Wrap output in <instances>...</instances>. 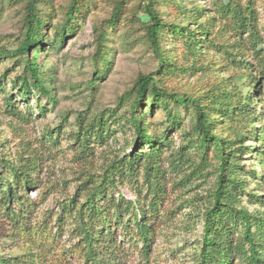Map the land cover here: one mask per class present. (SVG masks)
<instances>
[{"label": "trees", "instance_id": "obj_1", "mask_svg": "<svg viewBox=\"0 0 264 264\" xmlns=\"http://www.w3.org/2000/svg\"><path fill=\"white\" fill-rule=\"evenodd\" d=\"M159 1L139 0L136 7L147 19L145 34L159 68L140 74L133 95L121 96L125 115L112 109L78 115L66 135L63 119L34 138L18 136L12 153L0 140V264H159L179 233L188 237L176 249L188 256L184 264H264V26L256 0H214L210 15L192 12L175 22L162 18ZM90 3L70 0L60 43ZM123 4L115 2L110 26ZM25 12L14 53L27 57L10 79L25 105L0 82V110L14 129L35 122L25 102L32 90L55 102L38 61L48 21L34 0ZM163 34L177 40L174 63L161 49ZM103 39L97 35L94 61L101 58ZM202 48L218 54L228 77H207L200 92L181 91L185 76L208 70ZM6 53L0 49V58ZM108 65L100 71L95 63L93 79L103 77ZM240 73L244 81L233 83ZM178 107L190 111V127L168 152L169 132L182 123ZM159 109L163 121L153 117ZM45 111L40 107L37 114ZM126 130L132 139L116 147V134ZM63 153L80 168L75 178L49 167ZM198 223L200 235L192 239Z\"/></svg>", "mask_w": 264, "mask_h": 264}, {"label": "rangeland", "instance_id": "obj_2", "mask_svg": "<svg viewBox=\"0 0 264 264\" xmlns=\"http://www.w3.org/2000/svg\"><path fill=\"white\" fill-rule=\"evenodd\" d=\"M28 0H0V49H6V56L0 58V79L1 84L8 93H13L18 104L23 107L25 103L17 96L16 90L12 91L10 79L22 72V66L26 55L19 56L14 53L15 48L24 36L23 19L25 5ZM118 0H91L87 10L83 15L78 16L72 26L65 32L63 42L60 43L59 36L65 19V10L70 0H34L37 10L47 19V25L43 30L42 42L44 46L40 48L38 55L39 70L43 72L44 85L50 94L55 97V102L48 101L47 97L31 91V95L25 102L33 108L35 112V122L23 127L12 128L10 120L0 110V140L5 138L8 141L7 149L14 151V142L17 137L27 135L31 138L38 135L40 129L46 127L56 129L62 123L64 135L73 129L74 119L81 115L84 118L92 116L103 110H115L116 116H123L127 110V104H120L123 94L133 95L134 86L140 74L157 72L159 62L156 60L146 38L143 22L147 19L140 12H137L139 0H123V12L120 14L114 26L107 22L113 10L115 2ZM214 0H160L156 7L165 21H181L183 17L191 15L192 12H200L203 16L210 15L213 11ZM264 0H256L259 11V25L264 26V8L259 7ZM191 10V11H190ZM186 21V20H185ZM71 30V31H69ZM55 32L58 36L55 39ZM101 34L103 39L102 55L97 61L92 59L97 35ZM177 40L162 35L161 49L168 57L169 63H174ZM34 53V51H33ZM200 59L207 63L208 70L204 73H191L182 80L181 91L200 92L205 85L207 77L216 79L227 78V68L221 67L219 56L212 50L202 48ZM99 66L100 71L105 68L103 65L109 63L106 74L95 80L94 64ZM194 74V75H192ZM157 80V76L154 75ZM91 79L93 83L91 84ZM245 74L240 73L234 78L233 83L240 84L244 81ZM157 83H159L157 81ZM125 96V95H124ZM2 95L0 94V103ZM148 105V100L146 101ZM45 106L44 115L37 114V109ZM171 106V104H170ZM178 113L182 117L181 127L170 130L171 150L177 147L179 135L190 127V111L183 107H178ZM154 119L163 121L165 113L159 109L154 113ZM120 119V118H118ZM165 127L162 126V129ZM14 129V130H13ZM116 147L123 145L125 141H130L132 135L129 130L116 134ZM65 142V140H63ZM252 145V141L246 142ZM104 147L97 148V153ZM248 156L243 154L242 161L247 164ZM46 166V165H45ZM57 174L65 178H75L80 168L70 161L68 154H60L53 161L52 167ZM44 169V168H43ZM44 172L41 173L43 175ZM70 192L72 191V184ZM122 193L131 197V193L125 187L121 188ZM192 195V193H189ZM34 196V192L30 193ZM51 204L48 200L47 205ZM200 224L196 225L192 239L200 235ZM172 237V235H171ZM188 237L182 233L173 236L172 244L167 243L163 252V260L159 264H184L188 258L186 254L177 252L184 240ZM183 246H181L182 248ZM186 253L188 250H185Z\"/></svg>", "mask_w": 264, "mask_h": 264}]
</instances>
